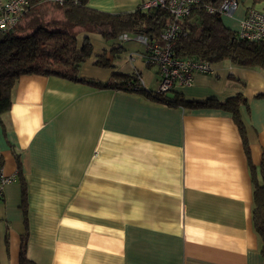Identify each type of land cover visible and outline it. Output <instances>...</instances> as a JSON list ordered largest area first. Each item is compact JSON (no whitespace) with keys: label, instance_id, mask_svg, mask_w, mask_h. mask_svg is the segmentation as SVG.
I'll return each mask as SVG.
<instances>
[{"label":"crops","instance_id":"1","mask_svg":"<svg viewBox=\"0 0 264 264\" xmlns=\"http://www.w3.org/2000/svg\"><path fill=\"white\" fill-rule=\"evenodd\" d=\"M147 1L88 6L120 13ZM250 7L264 11V0H239L232 16L222 15L225 25L238 31ZM135 34L121 47L120 36L80 33L79 44L88 38L93 46L81 75L107 82L138 70L158 90V69L145 62ZM101 55L110 67L95 63ZM213 67L174 90L202 102L242 92L250 161L228 110L172 107L57 75L20 76L0 116L2 166L15 177L0 200V264H20L27 230L37 264H264L251 174L264 156V68L230 60Z\"/></svg>","mask_w":264,"mask_h":264},{"label":"trees","instance_id":"2","mask_svg":"<svg viewBox=\"0 0 264 264\" xmlns=\"http://www.w3.org/2000/svg\"><path fill=\"white\" fill-rule=\"evenodd\" d=\"M88 1L65 0L58 3L52 0H28L16 25L0 30V116L10 110L13 89L20 76L57 75L99 88L133 92L172 107L228 110L239 126L250 161V147L240 111L241 104L247 106V99L242 92L226 100L211 98L202 102L188 100L182 92L174 89L168 92L149 89L142 83V75L138 70L131 74L115 73L113 80L107 82L83 77L81 65L93 55V46L88 38L79 44L77 37L80 33L96 32L113 42H117L119 36L126 32L141 33L155 39L173 22L171 12L162 6L147 9L142 6L132 11L111 13L89 7ZM225 1L198 0L192 5L189 14L183 18V29L176 37L175 56L199 58L212 64L230 60L241 67L264 68V39L242 38L238 31L227 27L221 13L217 11ZM209 8L215 10L210 11ZM95 63L111 66L104 55L98 57ZM251 174L253 224L264 256V156L258 167L251 163ZM23 184V200L26 201L27 192ZM27 238L28 230L22 240L20 264H37L28 257Z\"/></svg>","mask_w":264,"mask_h":264},{"label":"built area","instance_id":"3","mask_svg":"<svg viewBox=\"0 0 264 264\" xmlns=\"http://www.w3.org/2000/svg\"><path fill=\"white\" fill-rule=\"evenodd\" d=\"M62 3L65 0H52ZM198 0H149L143 7L153 6L166 7L173 15L171 22L158 38L152 39L147 35L137 33L134 39L146 46L145 62L157 66L160 81L158 91L168 92L178 86H188L194 81L197 73H213V64L199 58H178L175 56L174 46L178 32L183 29L182 21L186 17L194 3ZM78 2V0H76ZM239 0L225 1L217 11L221 15L232 16L238 6ZM28 0H3L0 2V30L13 28L21 14L25 11ZM210 11L215 9L209 8ZM239 35L249 40L264 39V11L251 7L241 23ZM133 35L123 33L120 40H131ZM143 83V79L141 78ZM14 176H7L0 164V200L4 196L5 185L14 180Z\"/></svg>","mask_w":264,"mask_h":264},{"label":"rangeland","instance_id":"4","mask_svg":"<svg viewBox=\"0 0 264 264\" xmlns=\"http://www.w3.org/2000/svg\"><path fill=\"white\" fill-rule=\"evenodd\" d=\"M239 31V30H238ZM129 33V32H128ZM129 34H135V33H129ZM119 43H121V47H124L123 46V43H125L124 41H122V40H119ZM143 47V46H142ZM123 53H124V51H122V52H120V50H115V55H116V59H118L119 57H121V56H123ZM127 57V56H126ZM154 66V65H153ZM157 69H158V67L157 66H155ZM158 72H159V69H158ZM158 75H159V73H158ZM160 76V75H159Z\"/></svg>","mask_w":264,"mask_h":264}]
</instances>
